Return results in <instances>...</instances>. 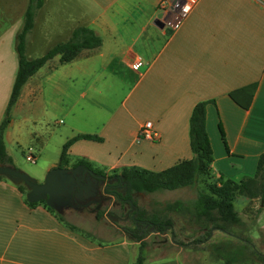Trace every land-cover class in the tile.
<instances>
[{
  "label": "crops",
  "instance_id": "crops-1",
  "mask_svg": "<svg viewBox=\"0 0 264 264\" xmlns=\"http://www.w3.org/2000/svg\"><path fill=\"white\" fill-rule=\"evenodd\" d=\"M161 1H43L27 37L28 59L44 56L79 27L93 30L102 45L67 65L60 66L54 58L22 87L4 131L13 163L12 147L26 145L39 160L35 175L42 183L57 167L67 141L92 135L102 142H75L68 150L70 164L83 159L107 175L131 167L164 171L193 159L189 118L197 103L208 102L211 179H200L193 189L203 190L209 181L238 183L254 175L264 152V0H198L177 30L161 22ZM28 3L0 0V124L17 74L15 42ZM33 33L39 35L36 42ZM137 61L141 67L136 70ZM251 86H256L252 97L244 90ZM145 122L152 123L158 141L138 139ZM237 199L243 202L237 210L241 225L232 230L242 229V235L259 241L264 235V203L237 196L234 207ZM76 228L79 231L66 227L42 204L28 206L15 185L0 181V264L137 260L139 243L124 232L117 242L99 243ZM213 233L227 236L213 230L211 237ZM179 242L181 248L191 247ZM144 264L187 263L174 256L145 259Z\"/></svg>",
  "mask_w": 264,
  "mask_h": 264
},
{
  "label": "trees",
  "instance_id": "trees-1",
  "mask_svg": "<svg viewBox=\"0 0 264 264\" xmlns=\"http://www.w3.org/2000/svg\"><path fill=\"white\" fill-rule=\"evenodd\" d=\"M44 0H29L24 14L23 25L16 36L15 50L18 57V69L8 106L4 118L0 124V165L10 166L16 169L11 157L7 154L4 144V131L10 122V112L16 104L22 87L33 77L46 63L59 58V65H67L74 62L83 52L95 51L102 45L101 38L91 29L85 27L76 28L66 42L59 43L52 47L44 56L36 59H28L26 56L27 37L33 29L34 20L38 10L42 7ZM256 86L247 89L252 97ZM234 99V96L231 95ZM235 101V99H234ZM239 104V103H238ZM208 102H199L192 109L189 118V145L193 159L183 161L164 171L153 172L137 167L124 168L121 171H113L110 175L105 174L100 169L95 168L90 162L80 159L70 164L68 150L77 141L86 140L102 142V139L92 135H78L67 141L61 151L59 163L56 168H69L78 165L85 169L92 170L97 175L115 180L114 186L107 189L120 204L123 210L125 206H130L129 201L137 207L132 195L139 193L153 194L158 192H173L184 188H195L200 179H211L213 154L210 140L206 131V106ZM219 131L222 141L225 137L221 125ZM17 170V169H16ZM6 180L0 177V181ZM122 183L126 192H117L116 186ZM18 191L24 196L27 189L23 185H15ZM243 196L249 200H258L259 204L264 203V152L258 157L256 171L253 176L244 177L240 182L231 180L209 181L203 190L197 192L196 199L192 202L176 200L164 204L160 210L146 213L138 209L137 219L147 222L148 227H136L124 229L130 241L139 243V255L133 264H144L145 239L148 235L154 234L164 236L171 233V240L179 244L178 235L175 233L177 224H181L182 234L185 225L195 228L192 235L186 236L192 239L194 245L208 244L213 230L220 231L236 241L211 245L210 256L215 261L223 264H235L237 262H264V255L259 254L253 247L249 238L244 235L234 234L232 229L241 225V219L234 207V199ZM33 207L42 204L51 214H53L62 224L72 231H79L74 225L66 222L62 215L48 208L44 202L30 204ZM260 209L258 210V212ZM176 217V219L174 218ZM153 228V232L150 230ZM198 235V236H197ZM197 236V238H195ZM183 246H187L181 243Z\"/></svg>",
  "mask_w": 264,
  "mask_h": 264
},
{
  "label": "rangeland",
  "instance_id": "rangeland-1",
  "mask_svg": "<svg viewBox=\"0 0 264 264\" xmlns=\"http://www.w3.org/2000/svg\"><path fill=\"white\" fill-rule=\"evenodd\" d=\"M34 36L33 33V41L36 42L38 38ZM44 54V53H43ZM12 92V90H11ZM11 92L8 93V96L5 100V109L8 106ZM0 100H4V97H1ZM2 102V101H0ZM35 145V144H34ZM49 146L54 147L53 142L49 143ZM28 147L26 145H20L19 147H12V152L16 162L13 163L17 170L27 174L28 176L35 179L38 183L39 179L35 175V170L38 166V158L34 164H31L26 160V157L31 155L28 153ZM50 155V154H49ZM61 155V154H60ZM32 156V155H31ZM54 156V154H52ZM37 157V156H36ZM35 158V157H34ZM59 158V156H58ZM60 159V158H59ZM197 192L193 188H187L184 190L174 191V192H158L153 194H146V193H139L134 194L133 199L136 202L137 208L140 210H144L146 213H151L153 211H158L161 207L170 202H174L176 200H181L184 202H192L196 199ZM113 206H107L102 209V211L98 214V218H95L94 215L90 214L87 211H83L81 213L76 212L74 210H66L65 213L62 215L64 220L83 231L85 234H89L94 238L99 240V243H107V242H117L124 238L123 230L124 229H132L133 223L128 221H119L117 220L118 217H122L128 210L129 207L125 206V210L120 208V204L117 202L116 199L112 200ZM236 211L241 210L243 207V202L240 199H237L235 202ZM109 213L112 217H117L116 220L110 219L108 217H103V213ZM238 212V211H237ZM256 210H253V218L255 216ZM176 219V217L174 216ZM252 218V219H253ZM181 224H177L175 228V233L178 235V241H181L183 244L192 243V239H185V235L189 236L194 233L195 228H191L188 225H185L184 235L179 236ZM242 229H238L234 234H242ZM151 232V231H150ZM198 236V235H197ZM197 236L195 238H197ZM225 242H232L236 244V241L232 238L227 236H223L220 234H214L209 240L208 244L205 245H194L190 244L191 247L181 248L179 245L173 244L171 242V233H167L164 236H157L154 234H150L146 237L145 243L146 247L144 249L145 259L152 261V260H159L164 258H170L177 256L182 261L187 264H221L219 262H215L210 257V247L214 244L225 243ZM254 249L259 253L264 255V235L261 234L259 241H251ZM235 264H264L256 261L252 262H237Z\"/></svg>",
  "mask_w": 264,
  "mask_h": 264
},
{
  "label": "water",
  "instance_id": "water-1",
  "mask_svg": "<svg viewBox=\"0 0 264 264\" xmlns=\"http://www.w3.org/2000/svg\"><path fill=\"white\" fill-rule=\"evenodd\" d=\"M94 172L85 169L83 166L69 168H54L50 170L38 183L27 174L0 165V177L5 178L12 185H23L27 189L25 199L30 204L44 202L45 205L54 210L57 214L63 215L66 210L75 208V201L87 202L86 206L95 204L99 188L103 185L104 177H94ZM87 176V177H86ZM126 190V189H125ZM131 209L135 210L133 219L138 215V209L129 201ZM99 208V207H98ZM106 217L116 220L110 213ZM142 225L147 222L141 221ZM151 233L153 228H151Z\"/></svg>",
  "mask_w": 264,
  "mask_h": 264
},
{
  "label": "built area",
  "instance_id": "built-area-1",
  "mask_svg": "<svg viewBox=\"0 0 264 264\" xmlns=\"http://www.w3.org/2000/svg\"><path fill=\"white\" fill-rule=\"evenodd\" d=\"M197 1L198 0H162L159 7L161 22L164 25L169 26L172 30H177L192 12ZM140 67V61L135 62L133 65V68L136 70ZM138 139L150 142L158 141L159 137L153 129L152 123L145 122L140 125ZM26 160L31 164H34L36 161L31 155L27 156Z\"/></svg>",
  "mask_w": 264,
  "mask_h": 264
},
{
  "label": "flooded vegetation",
  "instance_id": "flooded-vegetation-1",
  "mask_svg": "<svg viewBox=\"0 0 264 264\" xmlns=\"http://www.w3.org/2000/svg\"><path fill=\"white\" fill-rule=\"evenodd\" d=\"M94 174H95L94 175L95 178L101 177V175H97L96 173H94ZM102 177H104V176H102ZM114 183H115V180H110L108 177H104L103 185L100 186L99 192H98V196L95 198L96 201H97L95 204L90 205V206H86L87 202H77V201H75V203H74L75 204V208H72V209H69V210H74V211L79 212V213H81L83 211H87L90 214L94 215L95 218H98V214L102 211V209L104 210V208L107 207V206H113V201L112 200H114L115 198L109 194L110 191L107 192V189L111 188V187H115ZM121 185H122V183H119V185L116 186L117 187L116 191L117 192L122 191V193L124 194L126 192V190H125L126 188L122 187ZM133 195H132V197H133ZM123 210H125V208ZM109 213L112 214L111 212H109ZM134 213H135V210L131 209V206H129V210L122 217H118V218L116 217V218L119 221H128V220H130L134 225H136V227H140V226H144V225H146L144 228L148 227L147 224L142 225L140 223L143 220L137 219L138 215L135 217V219H133L132 217H133ZM102 216L105 217L106 216V212L103 213Z\"/></svg>",
  "mask_w": 264,
  "mask_h": 264
}]
</instances>
